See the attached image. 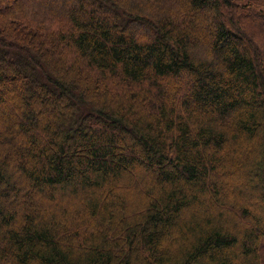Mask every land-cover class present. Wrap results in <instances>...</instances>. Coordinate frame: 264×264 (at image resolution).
I'll list each match as a JSON object with an SVG mask.
<instances>
[{"label": "trees", "instance_id": "16d2710c", "mask_svg": "<svg viewBox=\"0 0 264 264\" xmlns=\"http://www.w3.org/2000/svg\"><path fill=\"white\" fill-rule=\"evenodd\" d=\"M262 30L264 0H0V264H264Z\"/></svg>", "mask_w": 264, "mask_h": 264}, {"label": "rangeland", "instance_id": "374dc122", "mask_svg": "<svg viewBox=\"0 0 264 264\" xmlns=\"http://www.w3.org/2000/svg\"><path fill=\"white\" fill-rule=\"evenodd\" d=\"M75 1H80V0H75ZM133 27H134V25H132ZM263 32H264V30H262ZM262 32V35L263 36H261L262 38H264V33ZM5 73H6V71H5ZM6 92H7V94H9V95H15L14 93H15V89L14 88H8V89H6ZM261 252V255H262V257H263V259H264V250H262V251H260Z\"/></svg>", "mask_w": 264, "mask_h": 264}]
</instances>
